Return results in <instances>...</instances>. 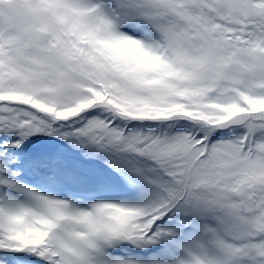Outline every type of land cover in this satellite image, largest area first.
I'll return each mask as SVG.
<instances>
[{"label": "snow or ice", "instance_id": "1", "mask_svg": "<svg viewBox=\"0 0 264 264\" xmlns=\"http://www.w3.org/2000/svg\"><path fill=\"white\" fill-rule=\"evenodd\" d=\"M0 264H264V0H0Z\"/></svg>", "mask_w": 264, "mask_h": 264}]
</instances>
